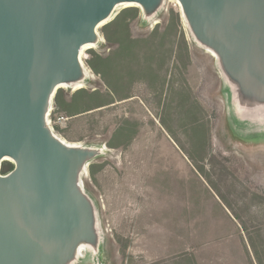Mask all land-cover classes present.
Returning <instances> with one entry per match:
<instances>
[{
    "label": "rangeland",
    "instance_id": "obj_1",
    "mask_svg": "<svg viewBox=\"0 0 264 264\" xmlns=\"http://www.w3.org/2000/svg\"><path fill=\"white\" fill-rule=\"evenodd\" d=\"M132 8L118 5L111 20L124 12L127 26L108 29L107 39L101 25L100 43L82 51L92 74L84 87L60 88L76 114L68 118L53 106L48 117L59 136L56 126L66 129V141L101 149L92 173L88 165L81 176L95 209L98 249L72 264H257L255 254L264 264V107H239L176 2L164 0L147 23L139 8L134 17L126 11ZM156 26L168 30L172 48L162 91L126 75L119 66L126 57L114 56L117 39L146 36ZM89 61L115 80L117 94L111 104L78 113L112 95L90 96L111 88ZM128 92L132 97L117 100Z\"/></svg>",
    "mask_w": 264,
    "mask_h": 264
},
{
    "label": "water",
    "instance_id": "obj_2",
    "mask_svg": "<svg viewBox=\"0 0 264 264\" xmlns=\"http://www.w3.org/2000/svg\"><path fill=\"white\" fill-rule=\"evenodd\" d=\"M164 0H0V264H72L98 249L81 176L100 148L70 144L47 121L62 84L83 83L80 51L118 5L155 14ZM239 107H264V0H177Z\"/></svg>",
    "mask_w": 264,
    "mask_h": 264
},
{
    "label": "trees",
    "instance_id": "obj_3",
    "mask_svg": "<svg viewBox=\"0 0 264 264\" xmlns=\"http://www.w3.org/2000/svg\"><path fill=\"white\" fill-rule=\"evenodd\" d=\"M138 9V8H137ZM137 9H128L126 11H129L132 16H137L139 13V16L142 20L143 23H147L150 17H153L155 14L151 15V16H145L140 10L138 13ZM133 10V11H132ZM124 12L121 13L120 15H118L117 17H115L113 20H110L109 22H107L103 27H102V32L104 34V36L109 39L108 37V29L110 28H115V26H124L126 27L127 24L125 22V18H124ZM168 35L169 32L167 29L160 31L158 26L155 27V29L153 31H151L149 34H147L146 36H142L139 38H135V39H131V38H125V39H117L116 35L113 36L117 39V41L119 42V44L117 45L116 49L114 50V56L115 55H124L126 57L125 62H121V65H119L124 71L130 73V74H126V75H134L137 76L140 80H147L150 79L153 85H157V83H159L161 85V88H159L161 91L163 89L162 87V82L163 84L165 83L166 80V71L168 69V58L170 56V53L172 52V48H169L168 46H166L167 43V39H168ZM184 45V49L187 50L186 47V42L185 40H183V38L181 39ZM100 43V42H98ZM169 54V55H168ZM100 62H98L99 65H103L102 63V58H99ZM133 59V61H132ZM90 63V61H89ZM91 64V63H90ZM92 67H94V69H96V73H100L102 79L104 80L105 84L108 86V88L110 87L111 89L107 90V92H102V90L96 89L94 91V93L90 94V96H97L98 100H101L102 97H105L107 95L110 96L111 92L112 95L110 96L111 99H106V103L104 104H99V105H90V104H85L83 106H87L86 109H81L78 113H82V112H86V111H90V110H94L97 108H100L104 105H108L113 103V96H115L114 94H117V90L115 84H113V82H115V80L113 81H109V79L107 80V78L105 77L106 72L103 70L101 72L100 69L101 68H97V66L91 64ZM136 74V75H135ZM119 75H117V77H113V78H120L124 77H118ZM141 76V77H140ZM86 77V76H85ZM85 79V78H84ZM84 82V80H83ZM86 82V81H85ZM111 90V92H109ZM132 97V95H130V93L128 92L126 95L122 96V97H118L117 100H122V99H126ZM94 100V99H93ZM90 102V101H88ZM56 108L55 109V113L59 112V111H66V116L68 118L74 116L76 113H73L72 108L77 107V104H75L73 102V99H68L66 100L62 89H58L57 92L54 94L50 107ZM56 132H58L59 134H61L64 138H68V134L66 132V129H61L58 126H56ZM57 134V133H56ZM58 135V134H57ZM59 136V135H58ZM61 137V136H59ZM61 137V138H63ZM96 166L92 161H90L89 163V172L92 173L93 171V167ZM13 168V165L10 162L7 161H3L1 164V169L0 172L1 174H5L7 172H9L11 169ZM84 192L88 195L87 191L84 189ZM89 197V195H88ZM90 198V197H89ZM235 218H238L237 215H234ZM256 258L258 260L257 264H263V261H261V259L258 257L257 254Z\"/></svg>",
    "mask_w": 264,
    "mask_h": 264
},
{
    "label": "bare ground",
    "instance_id": "obj_4",
    "mask_svg": "<svg viewBox=\"0 0 264 264\" xmlns=\"http://www.w3.org/2000/svg\"><path fill=\"white\" fill-rule=\"evenodd\" d=\"M170 1H174V2H176V4L179 6V4H178V2H177V0H170ZM124 5H128V4H124ZM123 7V6H122ZM119 9V8H118ZM94 46V44H87V45H85L82 49H81V51H80V55H81V53H82V51L84 50V49H86V48H90V47H93ZM205 48V47H204ZM210 54H212L213 56H215L214 55V53L211 51V50H209V49H207V48H205ZM81 60V59H80ZM82 62V61H81ZM85 73H86V76H90V77H92V74H91V72L89 71V70H87V68H85ZM62 87H64V86H67V85H65V84H62L61 85ZM72 86H73V88L74 89H79V88H82V87H84V84L83 83H81V82H77V83H74V84H72ZM63 139V138H62ZM63 140H65V139H63ZM66 142H68V141H66ZM68 143H70V144H75V143H71V142H68ZM87 249H85V248H83L82 246L79 248V250H78V253H79V255H80V257H83L84 256V253L86 254V251Z\"/></svg>",
    "mask_w": 264,
    "mask_h": 264
},
{
    "label": "built area",
    "instance_id": "obj_5",
    "mask_svg": "<svg viewBox=\"0 0 264 264\" xmlns=\"http://www.w3.org/2000/svg\"><path fill=\"white\" fill-rule=\"evenodd\" d=\"M84 65V64H83ZM86 68V67H85ZM52 111V107H50V109H49V112H48V114H47V121H48V124H49V126L51 127V129H52V131L54 132V130H53V128H52V126L50 125V120L48 119V117L50 116V112ZM60 119H62V117H59ZM55 133V132H54ZM56 134V133H55ZM57 135V134H56ZM58 136V135H57ZM61 138V137H60ZM62 139V138H61ZM66 141V140H65Z\"/></svg>",
    "mask_w": 264,
    "mask_h": 264
},
{
    "label": "flooded vegetation",
    "instance_id": "obj_6",
    "mask_svg": "<svg viewBox=\"0 0 264 264\" xmlns=\"http://www.w3.org/2000/svg\"><path fill=\"white\" fill-rule=\"evenodd\" d=\"M87 250L91 251L92 253H94L90 248H86Z\"/></svg>",
    "mask_w": 264,
    "mask_h": 264
}]
</instances>
